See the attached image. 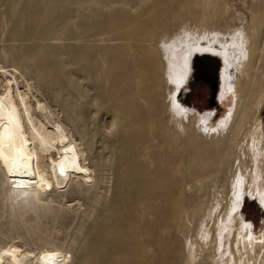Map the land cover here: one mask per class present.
Masks as SVG:
<instances>
[{"label":"bare ground","instance_id":"obj_1","mask_svg":"<svg viewBox=\"0 0 264 264\" xmlns=\"http://www.w3.org/2000/svg\"><path fill=\"white\" fill-rule=\"evenodd\" d=\"M200 1L209 4L77 0L66 6L68 0H39L21 14L12 31L20 35L26 28L34 41L5 48L1 57L16 51L15 69L28 88L33 86L26 70L41 90L55 96L66 121L40 102L46 112L35 117L27 92L12 90L5 79L0 264H264V230L257 235L252 222L237 224L238 255L232 251L234 214L243 205L245 185L264 206V128L253 114L264 101V62L257 67L264 55L263 20L254 15L251 37L238 30L168 38L170 26ZM9 2L13 12L21 1ZM102 33L118 42L98 44L102 39L95 37ZM178 42L186 43L180 58L169 51ZM198 53L222 63L224 112L215 120L210 111L198 116L181 98ZM197 69L216 75L213 61L202 60ZM50 184L65 191L47 202L67 206L69 192L76 203L68 206H81L83 198L86 206L82 215L79 207L71 209L75 226L68 227L69 241L47 251L35 242L42 235H32L34 229L41 233L38 210L27 215L13 205L6 226L1 205L27 194L42 201L40 189ZM42 207L52 211L49 204Z\"/></svg>","mask_w":264,"mask_h":264},{"label":"rangeland","instance_id":"obj_2","mask_svg":"<svg viewBox=\"0 0 264 264\" xmlns=\"http://www.w3.org/2000/svg\"><path fill=\"white\" fill-rule=\"evenodd\" d=\"M6 1L8 0H5V1L0 0V16H1L0 23H2L3 25L1 28L2 30H0V31H3V32H0V35H1L0 36V49H1L0 50V90L3 89V85L5 84V81H6L5 79L8 78L11 82L12 90L18 89L20 92H23V91L27 92V97H28L29 102L32 105V112L35 117L42 118V115H43L42 113L46 112V110H41L37 106L38 103L40 102L44 104L46 103L48 105V110H51L54 113L58 112L59 117L62 120L66 121L64 113L60 111L58 105L55 102V96L50 92L41 90L36 85L35 80L31 79L29 71L26 70V78L29 79V82H31L33 86L32 88H28L27 83L25 82L24 78L21 76L20 72L15 69L16 66L14 64H16L18 60L17 58L18 54H16L15 50H13V52L15 51L14 55L11 56L10 58L5 59L1 57V51L5 48L9 49L10 46H16L18 48L19 47L23 48L25 47L24 45L27 44V41H28L27 45H29L30 43H33L34 39L31 37L29 31L25 27L24 28L26 30L23 28L24 30L21 33L24 36L21 34L20 35L14 34L12 30L16 27L19 20L23 17L21 14L30 12L31 9L33 10L34 6H36L39 0H32V1L19 0V2L20 1L21 2L20 3L18 2L20 5L19 4L17 5L16 10H15L16 13L15 11H13L14 12L13 13L12 9L10 8L11 7L9 5L10 0L8 2ZM75 1L77 0H68V3H65V5L67 6V4H73L75 3ZM204 4L205 2L200 1L193 9H191L188 13H186V15L181 19V21L177 23H173L170 26L169 32L167 33L168 38L174 35L178 38H183L185 34L189 32H192L197 36H201L203 32L220 31L224 34H227V33L233 34L234 32L238 30H241V31L243 30L245 32L246 37L248 36L251 37L255 32V29L252 27V23H251L254 15L259 16L263 20L262 26L264 28V0H213V1L209 0L208 5L204 6ZM25 7L26 8L28 7V9H26ZM137 7L138 5L133 6V8H137ZM48 8L49 6L46 5L41 10L42 12H46L48 11L47 10ZM224 8L226 10H224ZM6 9H9V10H6ZM5 11H7L8 15H6ZM9 21H11V23ZM4 24L6 26H4ZM23 24L24 26H26L27 21H24ZM26 31H28L29 33V35L26 33L28 37L25 34ZM102 34H100V36L98 35L95 37L98 39L99 38L102 39V40L99 39V41L97 42L98 44L105 45V44H115L118 42V40L116 39H111V35L109 33H102ZM12 37L14 38V41ZM29 39L30 41L32 40V42H29ZM21 41L24 43H22ZM52 42L53 44H55L58 41L52 40L51 43ZM60 42H63V41H60ZM200 42L204 43L206 42V40L201 39ZM185 44H186L185 42H178L177 46L173 47V49L170 48L169 51L176 50L174 53L177 58H180L181 56L180 52L184 49ZM161 50H162V53L163 52L165 53L166 51L165 48L164 49L162 48ZM212 59H214V56L212 55L199 54V53L195 54L193 66H195L196 70L193 76H191L190 78L191 81L189 80V83L186 87L185 95L181 94V98L187 106L192 107L198 112V116L203 115L210 111L212 112V114H214V120H215V119H218L220 115L224 112L223 111L224 106L222 105V102L219 100V93H220L219 79H220V71H221L222 63L218 58L215 60H212ZM202 60H206L207 62L213 61L214 66L216 68L215 69L216 75L211 76L208 74L207 70L202 69L199 71L197 69L198 64ZM168 61L171 62V59L169 58ZM262 62H264V55H262L261 59L259 60L257 67L260 68ZM173 89H174L173 87L170 89L172 93H174L175 91ZM255 113L261 120L263 124V128H264V101L256 105V110L253 111V114ZM104 117L105 118L103 119V121L107 122L108 120L107 116H104ZM74 135L78 139V141H80L79 135L77 133H75ZM248 188H249L248 184L245 185V191L243 195V205L240 207V209L236 211V214H234V216L236 217V220H234V223L236 225L232 233V249H233L232 251L235 255H238V251L234 247V243L237 241V238H238L239 232H238L237 224H239L240 221L242 222L244 221L246 223L252 222V225H253L252 229L257 235L260 233L261 230H264V206L262 205V203L259 200V197L256 194H251L248 192ZM64 191L65 190L57 189L54 185L50 184L40 189V194L43 198L42 201L36 199L30 194H27L19 198L13 204L11 200H7L4 206L1 205V207H3V209L6 210L1 220L6 223V226H9L8 221L11 218L9 213L11 212L13 205L19 206L20 208L24 209L27 215L35 211V208H36L38 212L43 216L42 223H41V233L40 231L35 230V229H34V232H32V235H34V237L37 236V234L42 235L43 241L42 240L35 241L37 242V245L42 247V250L48 251V250H51L55 246V244L59 242L67 243L71 236L68 233L75 226V223L72 219L73 210L71 209L73 207L75 208L79 207L80 209L78 211H82L80 212V215H82L83 210L85 209V206H86L85 204L86 202L83 198L82 202L84 204H82L81 206H76V205H74L73 207L68 206V205L76 203V201L72 200V196L69 194V192H65V196L68 199L67 201L68 203H66L68 204L67 206L60 207L58 204V201H52L53 203L46 201L47 199H58L61 192H64ZM46 204H49L50 206H52V211H49V212L46 211L45 207L43 209L42 206H45ZM233 210L235 211V209ZM1 212L3 211L1 210ZM13 221L15 223L17 222V219L15 218ZM71 221H73V223ZM31 224L35 226V221H32ZM68 227L70 231L67 232V230H69ZM25 230L21 228V230L19 231L25 232ZM13 233L15 234L16 232H13ZM17 241H22V240L18 238ZM29 241L32 246H35L34 242L31 239ZM63 248L64 247H62L60 250L62 251ZM261 248H262V244L260 241H258L256 243V250L259 251L261 250Z\"/></svg>","mask_w":264,"mask_h":264}]
</instances>
